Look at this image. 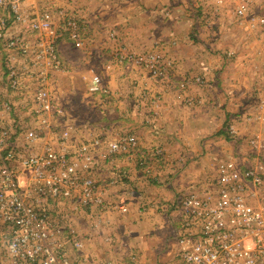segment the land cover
Wrapping results in <instances>:
<instances>
[{"label": "crops", "instance_id": "obj_1", "mask_svg": "<svg viewBox=\"0 0 264 264\" xmlns=\"http://www.w3.org/2000/svg\"><path fill=\"white\" fill-rule=\"evenodd\" d=\"M74 2L86 37L79 45L70 39L60 42L71 65L70 71L56 74L58 83L71 89L72 141L131 134L137 146L129 154L114 155L105 146L98 148L94 175L102 206L74 210L71 202L54 205V212L84 237L88 255L123 264L139 247L140 264H150L156 252L146 238L153 232L156 243L172 227L163 202L171 203L191 185L210 183L219 166L233 157L259 160L249 155L247 139L264 127V29L239 26L236 0ZM192 6L199 15L189 16ZM251 7L264 15V0H252ZM73 49L82 50L81 60ZM95 49L96 67L89 60ZM127 51H153L173 62L168 79L157 81L142 69L120 64ZM94 74L102 77L108 93L92 98ZM144 92L148 95L142 98ZM75 100L92 110L76 112ZM233 125L235 138L228 132ZM74 249L69 244L71 255Z\"/></svg>", "mask_w": 264, "mask_h": 264}, {"label": "built area", "instance_id": "obj_2", "mask_svg": "<svg viewBox=\"0 0 264 264\" xmlns=\"http://www.w3.org/2000/svg\"><path fill=\"white\" fill-rule=\"evenodd\" d=\"M246 8L243 2L238 13ZM63 35L82 43L80 23L65 8L43 0H0V264H111L83 252L79 232L54 212L56 204L88 210L104 203L94 175L96 146L103 140L71 151V128H59L66 110L52 78L63 67ZM128 60L153 76H164V64H170L155 54ZM89 91L104 94L108 88L95 75ZM263 134L250 144L256 147ZM135 145L127 135L109 142L108 153L130 152ZM166 210L173 236L154 264H264L263 163L245 169L237 161L222 163L216 178L178 192ZM69 244L78 260L69 257ZM140 263L139 251L123 262Z\"/></svg>", "mask_w": 264, "mask_h": 264}, {"label": "rangeland", "instance_id": "obj_3", "mask_svg": "<svg viewBox=\"0 0 264 264\" xmlns=\"http://www.w3.org/2000/svg\"><path fill=\"white\" fill-rule=\"evenodd\" d=\"M199 1L200 0H191V3L193 2H196V3H199ZM44 2H46V4H49V3H54V4H57L58 5V7L59 8H65V10L69 13V14H72L78 21H79V23H80V26H81V41L83 42V40L82 39H84L85 40V38L84 37H86V35H85V31H86V28H85V26H84V23H83V19H82V17L80 16V12H79V10H77V9H75V8H78L77 6H76V2H74V0H43V3ZM243 2H245V3H247V8H246V10L244 11V13L243 14H240V13H238V9H239V7H240V5L243 3ZM76 3V4H75ZM251 3H252V0H236V4H237V7H236V10H235V13H236V16L239 18V26H241V27H243L244 29H245V27H247L248 26V28L249 29H264V15H257V14H255V11H253L252 10V7H251ZM56 6V5H55ZM57 11H58V9H57ZM199 11L196 9V6H192V8H190V12L188 13L189 14V16H197V15H199ZM57 17H60L58 14L56 15ZM60 19L61 18H57L56 20H57V22L60 24ZM245 19L249 22V24H247L246 26H243V25H245V23H247V21H245ZM244 21H245V23H244ZM197 32H199V30H197ZM197 38V37H196ZM63 39H69L68 37H66L65 35H63L60 39H59V42H58V51H59V56H60V58H61V60H62V63H63V67H62V69H61V71H59V72H57V73H55V75H54V77L52 78V86H53V90H54V92H55V95H56V98H57V100L59 101V104L60 105H62V107L66 110V117H65V120H63L62 122H60V125H59V128H63V126H65V127H69V128H71V131H72V137H73V131H75V126H73V124H72V122L70 123V121H68L69 120V115H68V113L67 112H70L71 111V89L70 88H67V87H65V86H63L62 84H59L58 83V76H56V74H58V73H63V72H68V71H70V68H69V66L71 65H69V61L66 59V57H65V55L63 54V52H62V50H61V41L63 40ZM71 42L72 43H76V42H74V41H72L71 40ZM91 48V47H90ZM74 50V49H73ZM78 49H75L74 50V57H75V59H77V60H81L82 59V50H78ZM90 51H91V49H90ZM148 54H155V55H158V56H160V57H162L164 60H165V62H170V64H164V67H165V69H166V73H165V75L164 76H153L152 74H151V72H150V70H148V68H146L144 65H140V64H136V63H134V62H131V61H129L128 60V56L129 55H133V56H146V55H148ZM87 59V58H86ZM90 63H92V65H96V62L97 61H99V54H98V49H95L94 51H93V53L91 54L90 53ZM120 61L122 62V63H120V64H122V65H124L125 66V63L127 64V65H133V66H135V67H137V68H139V69H142L143 71H145L146 73H148L149 74V76L150 77H152L153 79H155V80H157V81H165V80H167L168 79V76H169V70L174 66V63L173 62H171L170 60H168V59H166V58H164L163 56H161L160 54H158V53H155V52H145V53H134V52H129V51H127V52H124V54L120 57ZM96 67V66H95ZM80 68H83V66L82 67H80ZM72 69H74V67L72 68ZM93 69H95V71H96V68H94L93 67ZM95 75H97V76H100L99 74H94L93 76H95ZM101 77V76H100ZM102 78V77H101ZM201 79H202V77H200ZM80 82H83V79L82 80H79ZM195 81H197V77L195 78ZM202 81H203V79H202ZM202 81H197V82H202ZM103 83H104V81H103ZM105 85V84H104ZM90 92V91H89ZM90 93H92V92H90ZM93 95H92V98H94V96L96 95V94H102V93H92ZM104 94H107V93H104ZM103 95V94H102ZM141 95H142V98H144L145 97V95H148V94H145V92L144 93H141ZM77 98V97H76ZM92 104V103H91ZM73 107H75L76 109H75V111L77 112V111H85V112H90V111H88V110H92L91 108H85L84 109V106H81L76 100H75V106H73ZM92 108H93V110L95 111V110H98V106H96V105H93V106H91ZM97 112V111H96ZM261 120L263 121V119L261 118ZM263 124H264V121H263ZM230 127H232L233 128V133H231L230 132ZM229 128H228V132L231 134V135H233V138H235L236 136H237V131H236V129H235V127H234V125L233 126H230ZM263 129H264V127L262 128V130L261 131H256L255 133H253L248 139H247V145H249V148H250V150H249V152H251V153H249V155L250 154H254V155H256V157L259 159L257 162H254V163H250V162H248V161H245V160H243V159H241L240 157L238 158V157H233V161H237L239 164H241V169H245L246 167H248V166H251V165H256V164H258V163H263L264 164V134L262 135V139L260 140V142H259V144L255 147V146H252L251 144H250V140H251V138L252 137H254L255 136V134H258V133H260V134H262L263 133ZM127 135H131V134H127ZM127 135H124V136H119L118 138H116V139H113V140H105L102 136H96V137H94L92 140H85V141H83L84 143H87V142H91V141H93L95 138H101L102 140H103V143H101V144H99V145H97L96 146V150H97V152H98V148L100 147V146H105L106 148H107V151H108V143L109 142H111V141H114V140H119V139H121V138H123V137H125V136H127ZM134 136V135H133ZM71 137V146H73L74 145V143H73V141H72V138ZM134 138H135V140H136V137L134 136ZM82 142H80V143H78V144H76V145H74L75 147H74V149L79 145V144H81ZM137 146V144L135 145V147ZM135 147H133L131 150H130V152H121V153H125V154H129V153H131L132 151H133V149H135ZM99 153V152H98ZM108 153V152H107ZM109 154V153H108ZM115 154H118V153H115ZM242 155H243V153H241ZM109 155H114V154H109ZM245 157H248V154L245 156ZM243 158V157H242ZM217 177V176H216ZM184 189H182V190H180V191H183ZM179 191V192H180ZM175 199H177V194H176V197H175ZM174 199V200H175ZM174 200L171 202V203H164L163 202V204H161V207H163V208H165V211H167L166 209L174 202ZM126 206V205H125ZM162 208V209H163ZM164 210V209H163ZM124 211V210H123ZM125 211H127V207H126V210ZM170 220V219H169ZM62 224L64 225V222H62ZM79 235L81 236V238L84 240V237L79 233ZM153 232L152 233H150L149 234V237L150 238H146L147 239V241H146V243L153 249V250H155V252H156V255L154 256V257H150L151 258V262H150V264H154V263H156L158 260H160L162 257H163V253H164V251H163V249H165V245H166V242H167V240L168 239H171V237L173 236V224H172V227L170 228V230H169V232L168 233H166L165 234V236H163V235H160L159 234V241H157L156 243L155 242H153V241H151L152 240V237H153ZM163 237V238H162ZM150 239V240H149ZM163 239H165V240H163ZM84 243H85V241H84ZM85 247H86V245H85ZM133 251H139L141 254H142V252H141V250L139 249V247H135L134 249H133ZM83 252H87L86 251V248L84 249V251ZM68 255H69V257L70 258H74L75 256H79V253H78V251L76 250V249H74V253L71 255V253H70V251L68 250ZM95 258V257H94ZM145 263H147V264H149V262L147 261V260H145V262H144V264ZM78 264V263H77Z\"/></svg>", "mask_w": 264, "mask_h": 264}]
</instances>
